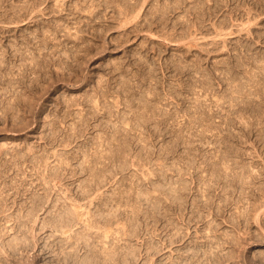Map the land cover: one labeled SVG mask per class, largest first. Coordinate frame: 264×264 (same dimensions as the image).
<instances>
[{
    "label": "rangeland",
    "instance_id": "rangeland-1",
    "mask_svg": "<svg viewBox=\"0 0 264 264\" xmlns=\"http://www.w3.org/2000/svg\"><path fill=\"white\" fill-rule=\"evenodd\" d=\"M3 1L0 239L44 200L37 244L4 263L64 264L84 241L124 264H264V0H187L166 28L150 10L181 0ZM56 207L69 234L42 226Z\"/></svg>",
    "mask_w": 264,
    "mask_h": 264
},
{
    "label": "bare ground",
    "instance_id": "bare-ground-1",
    "mask_svg": "<svg viewBox=\"0 0 264 264\" xmlns=\"http://www.w3.org/2000/svg\"><path fill=\"white\" fill-rule=\"evenodd\" d=\"M188 1H192V0H188ZM125 2H128V3H127V4H126V3L124 4V8H125V9H124V12H129L130 14H132V12H134V11L137 9V8H136V7H137L136 5L138 4V3H137L138 0H135V2H130L129 0H128V1H125ZM186 2H187V0H186V1H185V0H181V1L176 2L175 5H172V6H170V5H166V6H164L165 9H163L164 7L161 5V6L163 7L162 9H161V8H157V7H158V6H157V7H156L157 9H155V10L153 9V11L150 10V16H149V17H150V22H149V24H150L151 26H153V25H155V24H157V26H158V25H159V26H160V25H163V26L166 28L168 23H167V20H166L165 18L169 15L170 12H173V11L179 9V8L184 7L185 4H187ZM206 2H207V1H206ZM3 3H4V1H3V0H0V6H1L0 8H2V4H3ZM203 3H204V1H203ZM34 4H35V3H34ZM192 4H194V5H193V6H194L193 8H195V9H198V8H196L197 5H198V7H200L201 9L203 8V7H202V0H195L194 3H193V1H192ZM200 4H201V5H200ZM215 4H216V6H219V3L216 2ZM161 6H160V7H161ZM216 6H215V7H216ZM3 7H4V6H3ZM213 7H214V6H213ZM135 8H136V9H135ZM190 8H192V6H191ZM216 8H217V7H216ZM218 8H219V7H218ZM195 9H194V10H195ZM205 9H206V8H205ZM209 9H211V8L209 7ZM209 9H208V10H209ZM212 9H213V8H212ZM212 9H211V11H213ZM203 10H204V9H203ZM214 10H215V9H214ZM136 11H137V10H136ZM136 11H135V12H136ZM187 11H188V12H191L189 8L187 9ZM201 11H202V10H201ZM211 11H210V12H211ZM122 12H123V11H122ZM135 12H134V13H135ZM159 12H160V13H159ZM202 12H203V13H202ZM202 12H201V13H202L201 16H206V15H208V14H207L208 11H202ZM210 12H209V13H210ZM186 13H187V12H186ZM212 13H213V12H212ZM121 14H122V13H121ZM124 14H125V13H124ZM126 14H128V13H126ZM130 14H129V16H130ZM210 14H211V13H210ZM132 15H133V14H132ZM17 16H18V15H17ZM126 16H127V15H126ZM136 16H137V15H136ZM209 16H210V15H209ZM132 17H133V16H132ZM139 17H140V16H139ZM129 18H130V17H129ZM129 18H128V20H129ZM134 18H135V16H134ZM164 19H165V20H164ZM125 20H127V18H126ZM129 24H130V23H129ZM176 24H177V23H176ZM176 24H174V25H176ZM125 25H126V24H125ZM122 26H123V25H122ZM127 26H128V25H127ZM127 26H126V27H127ZM130 26H132V25H130ZM135 26H136V25H135ZM160 27H161V26H160ZM134 28H135V27H134ZM136 28H137V27H136ZM128 29H129V28H128ZM162 29H163V28H162ZM19 51H20V50H19ZM39 51H40V50H39ZM41 51H42V50H41ZM21 52H22V51H21ZM32 52H33V51H32ZM43 52H44V51H43ZM53 52H54V51H53ZM53 52H51V53L53 54ZM55 52H56V51H55ZM7 53H8V52H7ZM10 53H11V52H10ZM24 53H25V52H24ZM34 53H35V52H33V54H34ZM47 53H48V52H47ZM67 53H68V52H67ZM3 54H4V51H3V53L1 52V56H0L1 58H2V55H3ZM18 54H19V52H18ZM18 54H17V55H18ZM37 54H40V52L37 53ZM41 54H42V53H41ZM43 54H44V53H43ZM49 54H50V53H48V55H49ZM63 54H65V53H63ZM4 55H6V54H4ZM4 55H3V57H5ZM8 55H10V54H8ZM12 55H13V56L16 55L15 52H14V54H12ZM21 55H25V54H21ZM21 55H19V56H21ZM19 56H17V57H19ZM31 56H32V55H31ZM35 56L38 57V55H36V54H35ZM52 56H53V55H52ZM52 56H51V57H52ZM62 56H63V55H62ZM62 56L59 57V58H63ZM68 56H69V55H68ZM21 57H22V56H21ZM43 57H44V56H43ZM43 57H42V58H43ZM53 57H55V55H54ZM5 58H6V57H5ZM33 58H34V56H33ZM47 58H49V57H47ZM30 59H31V57H30ZM34 59H36V58H34ZM52 59H54V58H52ZM55 59H56V58H55ZM63 59H64V58H63ZM46 60H47V59H46ZM2 61H3V62H0V63H4V60H2ZM33 61H34V60H33ZM36 61H39V60H36ZM47 61H49V60H47ZM54 61H55V60H54ZM30 62H31V61H30ZM39 63H40V62H39ZM39 63H38V64H39ZM47 63H48V62H47ZM47 63H45V65H46ZM4 64H5V63H4ZM6 64H7V63H6ZM30 64H31V63H30ZM30 64H29V65H30ZM38 64H37V65H38ZM23 65H24V64H23ZM29 65H28V66H29ZM34 65H36V64H34ZM34 65H33V66H34ZM37 65H36V66H37ZM1 66H2V65H0V68H2ZM3 66H4V65H3ZM6 66H7V65H6ZM12 66H13V65H12ZM28 66H27V67H28ZM30 66H31V65H30ZM41 66H42V65H41ZM41 66H40V68H41ZM4 67H5V66H4ZM10 67H11V66H10ZM21 67H22V66H21ZM24 67H25V66H24ZM38 67H39V66H38ZM44 67H46V66H43V68H44ZM11 68L13 69V68H15V67H11ZM26 69H28V68H26ZM31 69H32V67L30 68V70H31ZM34 69H35V68H34ZM37 69H38V68H36V70H37ZM0 70H1V69H0ZM6 70H7V67H6ZM21 70H22V69H21ZM23 70H25V68H23ZM28 70H29V69H28ZM30 70H29V71H30ZM38 70H39V69H38ZM2 71H4V70H2ZM2 71H1L0 73H2ZM7 71H8L7 73H9V70H7ZM33 71H35V70H33ZM33 71H32V72H33ZM4 72H5V71H4ZM10 72L13 73V74L15 73V72H12V71H10ZM24 72H25V71H23V73H24ZM17 73H19V72H17ZM23 73H22V74H23ZM30 73H31V72H30ZM13 74H11V75H13ZM2 75H4V74H2ZM2 75H1V76H2ZM7 75H8V74H7ZM11 75H10V76H11ZM14 75H16V73H15ZM18 75H19V74H17V76H18ZM26 75H27V77H28L29 74H27V72H26ZM26 75H25V78H26ZM4 76L6 77V75H4ZM15 77H16V76H15ZM19 77L24 78L23 75H20ZM7 78H8V76H7ZM16 78H17V77H16ZM16 78H15V79H16ZM0 79H1V77H0ZM11 79H12V78H11ZM15 79H14V80H15ZM18 79H19V78H18ZM1 80H2V79H1ZM16 80H17V79H16ZM16 80H15V81H16ZM20 80H21V79H20ZM3 81L5 82L6 80L3 79ZM12 81H13V80H12ZM8 82H9V80H8ZM10 82H11V81H10ZM13 82H14V81H13ZM23 82H24V80H23ZM23 82H22V83H23ZM15 83H16V82H15ZM2 84H3V83H2ZM13 84H14V83H13ZM16 87H18V86H16ZM2 89H3V88H2ZM5 89H6L7 91H9V89H7V88H5ZM13 89H14V88H13ZM31 89H32V87H31ZM16 90H17V89H16ZM5 92H6V91H5ZM9 92H10V91H9ZM9 92H8V94H9ZM3 93H4V92H3ZM6 93H7V92H6ZM0 94H1V93H0ZM2 95H3V94H2ZM2 95H1L0 98H2ZM4 95H5V93H4ZM17 95H18V94H17ZM3 98H5V97H3ZM7 98H8V96H7ZM18 98H19V97H18ZM18 98H17V99H18ZM10 99H11V98H10ZM15 99H16V98H15ZM91 99H92V98H91ZM30 100H31V99H30ZM92 101H93V100H92ZM18 102H19V101H18ZM37 102H38V101H37ZM14 103H15V102H14ZM16 103H17V101H16ZM32 103H33V100H32ZM32 103L30 104V106L32 105ZM34 103H35V102H34ZM14 106H15V105H14ZM31 108H32V107H31ZM5 111H6V110H5ZM32 111H33V110H32ZM94 112H95V111H94ZM93 114H94V113H93ZM89 116H90V115H89ZM92 116H93V115H92ZM92 116H91V117H92ZM82 119H83V118H82ZM84 119H85V118H84ZM84 119H83V120H84ZM83 120H82V121H83ZM84 122H85V121H84ZM85 123H86V122H85ZM77 131H78V130H77ZM81 132H82V131H81ZM81 132H80V133H81ZM77 133H78V132H77ZM80 133H79V134H80ZM71 138H72V137H71ZM61 142H62V141H61ZM70 142H71V141H70ZM53 143H54V141H53ZM74 158H75V157H74ZM111 158H112V157H111ZM46 159H47V158H46ZM31 161H32V160H31ZM33 161H34V160H33ZM18 163H19V162H18ZM92 163H93V162H92ZM87 166H88V165H87ZM87 166H86V167H87ZM93 167H94V166H93ZM93 167H92V168H93ZM88 168H89V167H88ZM65 169H66V168H65ZM75 169H76V168H75ZM80 170H81V169H80ZM88 170H89V169H88ZM112 170H113V169H112ZM114 170H115V169H114ZM50 171H51V170H50ZM55 171H56V169H55ZM83 171H84V170H83ZM91 171H92V169H91ZM100 171H101V170H99V173H100ZM47 172H49V171H47ZM60 172H61V171H60ZM60 172H59V173H60ZM85 172H86V171H85ZM87 172H88V171H87ZM92 172H93V171H92ZM103 172H104V171H103ZM109 172H110V171H109ZM99 173H97V174H99ZM105 173H106V172H105ZM52 174H53V172H52ZM61 174H62V173H61ZM97 174H96V176H98ZM106 174H107V173H106ZM48 175L50 176V174H48ZM101 175H103V174H101ZM99 176H100V174H99ZM54 177H55V174H54ZM109 177H110V176H109ZM111 177H113V176H111ZM45 178H46V177H45ZM58 178H59V177H58ZM97 178H98V177H97ZM100 178H101V177H100ZM92 179H93V178H92ZM104 179H105V178H104ZM46 180H47V179H46ZM88 181H90V180H88ZM93 181H94V179H93ZM96 181H97V180H96ZM96 181H95V182H96ZM98 181H99V180H98ZM22 182H23V180L21 181V183H22ZM101 182H102V181H101ZM49 183H50V182H49ZM98 183H99V182H98ZM18 184H19V183H18ZM23 184H24V183H23ZM43 184H44V183H43ZM82 184H83V183H82ZM93 184H94V183H93ZM99 184H100V183H99ZM104 184H105V183H104ZM12 185H13V184H12ZM20 185H21V184H20ZM88 185H89V184H88ZM88 185H87V186H88ZM90 186H91V185H90ZM90 186H89V187H90ZM98 186H99V185H98ZM101 186H102V185H101ZM10 187H11V186H10ZM13 187H14V186H13ZM42 187H43V186H42ZM91 187H93V186H91ZM99 187H100V186H99ZM17 188H18V187H17ZM86 188H87V187H86ZM95 188H96V187H95ZM97 188H98V187H97ZM27 189H29V188H27ZM17 190H18V189H17ZM91 190H93V188H92ZM35 191H36V190H35ZM83 191H84V190L82 189V192H83ZM37 192H38V191H37ZM14 193H15V192H14ZM40 193H41V192H40ZM45 193H46V192H45ZM49 193H50V192H49ZM91 193H92V192H91ZM116 193H117V192H116ZM34 194H35V193H34ZM36 194H37V193H36ZM38 194H39V193H38ZM83 194H84V192H83ZM114 194H115V193H114ZM118 194H119V193H118ZM16 195H17V194H16ZM40 195H41V194H40ZM42 195H43V194H42ZM50 195H51V193H50ZM204 195H205V194H204ZM0 196H2V195H0ZM7 196H8V195H7ZM44 196H45V194H44ZM46 196H47V195H46ZM83 196H84V195H83ZM99 196H100V195H99ZM181 196H182V195H181ZM206 196H207V195H206ZM59 197L61 198V196H59ZM110 197H111V196H110ZM113 197H114V196H113ZM186 197H187V196H186ZM29 198H30V197H29ZM36 198H37V197H36ZM39 198H40V197H39ZM39 198H37V199L40 200ZM42 198H45V197H42ZM60 198H58V199H60ZM82 198H83V197H82ZM98 198H100V197H98ZM210 198H211V197H210ZM3 199H4V198H3ZM15 199H16V197H15ZM32 199L34 200V198H31V202H32ZM48 199H49V198H47V200H48ZM65 199H66V198H65ZM74 199H75V198H74ZM107 199H109V198H107ZM112 199H113V198H112ZM112 199H111V200H112ZM183 199H185V198H183ZM208 199H209V198H208ZM49 200H50V199H49ZM94 200H96V199H94ZM100 200H101V199H100ZM186 200H187V199H186ZM5 201H6V200H5ZM7 201H8V200H7ZM34 201H35V200H34ZM41 201H42V200H41ZM43 201H44V200H43ZM43 201H42V202H43ZM73 201H75V200H73ZM106 201H107V200H106ZM113 201H114V199H113ZM118 201H119V198H118ZM184 201H185V200H184ZM0 202H1V201H0ZM2 202H3V201H2ZM35 202H36V201H35ZM37 202H38V201H37ZM37 202H36V203H37ZM42 202H41V203L39 202V204H37V205H35V206L32 204V207L34 206V207H33V210H31V209H32L31 207H30V209H29V211H30L31 213H28V214L26 215V214L24 213V212H25V211H24L23 213H24L25 215H22V216H21V213L19 212V213H20V214H19L20 216H15L14 219L16 220V217H17V219L19 220V221L17 220V222L15 221L16 223H18V224L15 223V224H16V227H15V224H14V227L17 228V229H16V233H15V230H13L14 232L11 231V229H10L11 226L9 227V229H10L9 231H11V234L8 233V232L5 233V234H7V233L10 234L11 236L13 235V233H14L15 235H14L13 237H10V236H9L11 239L8 238L9 240H8L7 242H6L7 239L5 240V238H4L5 235H3L2 239H0V264H5V263H4L5 261H6V262L10 261L9 257H12V256H10L11 254L18 253V256H19V255L21 256V253H22L21 250L24 251V250L26 249V247H28L27 244H29V247H28V248H31V247H30V245H31L30 243H31V242H33V244L36 243V241H35V243H34V241H31V240H30L31 242H29L28 240H29L30 238L28 239V238L26 237V235H28V234L30 233V231H31L30 228H31V227L28 228V230H27V227H25V229L27 230L26 232L24 231L23 227H24V226H27V224L29 223L30 220H31L30 222H33V221H35V220L37 219V217H35V214H36L37 212H39V211L43 208V204H42ZM51 202H52V201H51ZM51 202H50V203H51ZM53 202H54V201H53ZM182 202H183V201H182ZM21 203H22V202H21ZM44 203H46V202H44ZM63 203H64V202H63ZM97 203H98V202H97ZM111 203H112V202H111ZM116 203H117V202H116ZM179 203H180V202H179ZM184 203H185V202H184ZM6 204H7V203H6ZM9 204H10V203H9ZM54 204H55V203H54ZM60 204H61V203H60ZM102 204H104V203H102ZM46 205H48V204H46ZM182 205H183V204H182ZM253 205H254V204H253ZM12 206H13V205H12ZM23 206H24V205H23ZM55 206H56V204H55ZM72 206H73V205H72ZM74 206H75V205H74ZM180 206H181V205H180ZM53 207H54V206H53ZM58 207H60V205H59ZM65 207H67V209H68V206L65 205ZM77 207L79 208L78 205H77ZM5 208H6V207H5ZM69 208H70V206H69ZM101 208H102V207H101ZM50 209H51V208H50ZM59 209H60V208H59ZM59 209H57V207H56V209H55V212H56L55 215H56V214H59V213H58V212H59ZM64 209H65V208H64ZM74 209H75V208H74ZM76 209H77V208H76ZM8 210H9V209H8ZM57 210H58V212H57ZM61 210H62V209H61ZM103 210H104V209H103ZM3 211H4V210H3ZM5 211H6V210H5ZM18 211H19V210H18ZM21 211H22V209H21ZM29 211H26V213L29 212ZM53 211H54V210H53ZM72 211H73V210H72ZM72 211H69V213L67 212L68 214H64V216L61 214L63 217H62L61 215H60V216L58 215L59 217L56 215L58 218H60V220H59V219H56V220H55V218H57V217H55V216H51V217H53V218L50 217L51 219L46 218L47 220H45V219H44L45 217H44L43 219L45 220V222H44V221L41 222L42 224H43V222H44V225H42V226H43V227H47V226H48L49 228H53V229H55L56 231H57V230H58V231H59V230H62V232H63L64 234H67V233H68V232H67V231H68L67 229H69L70 226H73V225H71V224L74 222V227H75V225H76L75 223H77V222L74 221L73 218H70V216H69V215L72 213ZM76 211H77V210H76ZM76 211H75V212H76ZM0 212H1V211H0ZM48 212H49V211H48ZM62 212H63V211H62ZM99 212H100V211H99ZM103 212H104V211H103ZM103 212H102V213H103ZM13 213H14V212H13ZM23 213H22V214H23ZM51 213H54V212H51ZM81 213H82V212H80V214H78V216H79V215H82L84 212H83L82 214H81ZM87 213H88V212H87ZM102 213H101V216H103ZM2 214H3V213H2ZM14 214H15V213H14ZM30 214H31L33 217H32ZM48 214H49V213H48ZM72 214H73V213H72ZM94 214H95V213H94ZM98 214H99V213H98ZM103 214H104V213H103ZM6 215H8V214H6ZM10 215H11V214H10ZM37 215H38V214H37ZM50 215H51V214H50ZM53 215H54V214H53ZM66 215H68V218H66ZM74 215H75V213H74ZM74 215H72V216H74ZM99 215H100V214H99ZM105 215H106V214H105ZM105 215H104V216H105ZM26 216H27V218H26ZM29 216H30V218H29ZM72 216H71V217H72ZM78 216H77V219L79 218ZM85 216H86V215H85ZM90 216H91V215H90ZM111 216H112V215H111ZM8 217H9V216H8ZM8 217H7V218H8ZM54 217H55V218H54ZM75 217H76V216H75ZM80 217H82V216H80ZM97 217H98V215H97ZM258 217H259V216H258ZM25 218H26L27 220H26ZM38 218H39V217H38ZM104 218H105V217H103V219H104ZM106 218H107V215H106ZM259 218H260V217H259ZM10 219H11V218H10ZM79 219H81V218H79ZM79 219H78V220H79ZM99 219H100V218H99ZM99 219H97V220H98V223H99ZM103 219H102V220H103ZM109 219H110V218H109ZM3 220H4V219H3ZM8 220H9V218H8ZM28 220H29V221H28ZM81 220H82V219H81ZM104 220H107V219H104ZM110 220H111V219H110ZM257 220H258V219H257ZM0 221H1V220H0ZM9 221H10V220H9ZM9 221H8V222H9ZM12 221H13V220H12ZM76 221H77V220H76ZM4 222H5V221H4ZM6 222H7V219H6ZM6 222H5V223H6ZM8 222H7V223H8ZM10 222H11V221H10ZM86 222H87V221H86ZM107 222H108V220H107ZM109 222H110V221H109ZM11 223H13V222H11ZM34 223H36V222H34ZM83 223H85V222H83ZM95 223H96V222H95ZM103 223H104V222H103ZM32 224H33V223H32ZM79 224H80V223H79ZM89 224H90V223H89ZM92 224H93V222H92ZM96 224H97V223H96ZM9 225H10V224H9ZM12 225H13V224H12ZM28 225H29V224H28ZM37 225H38V224H37ZM86 225H87V224H86ZM94 225H95V224H94ZM94 225H93V226H94ZM106 225H107V224H106ZM173 225H174V222H173ZM3 226H5V225H3ZM3 226H2V227H3ZM30 226H32V225H30ZM39 226H40L41 228H43V227L41 226V224H40ZM78 226H79V225H78ZM82 226H83V225H82ZM89 226H90V225H89ZM89 226H88V227H89ZM101 226H102V225H101ZM103 226H104V225H103ZM14 227H13V228H14ZM33 227H34V226H32V228H33ZM48 227H47V228H48ZM79 227H80V226H79ZM3 228L5 229V227H3ZM3 228H1L2 230L0 229V231H4ZM21 228L23 229L24 232L21 231V230H22ZM71 228H72V227H71ZM90 228H91V226H90ZM93 228H94V227H93ZM95 228H96V227H95ZM97 228H98V227H97ZM6 229H7V228H6ZM63 229H64V230H63ZM74 229H75V228H74ZM79 229H80V228H79ZM91 229H92V228H91ZM70 230H71V229H70ZM70 230H69V231H70ZM28 231H29V233L27 234ZM32 231H34V228L32 229ZM32 231H31V232H32ZM56 231H53V232L51 231V232H52V233H54V232H55V233H58V231H57V232H56ZM72 231H73V229H72ZM72 231H71V232H72ZM76 231H77V230H76ZM104 231H105V230H104ZM135 231H136V230H135ZM12 232H13V233H12ZM35 232H36V230H35ZM35 232H34V234H35ZM59 232H60L59 234L62 233L61 231H59ZM92 232L94 233V231H92ZM137 232H138V231H137ZM1 233H3V232H1ZM1 233H0V235H2ZM55 233H54V234H55ZM63 233H62V235H63ZM69 233H70V232H69ZM69 233H68V234H69ZM76 233H77V232H76ZM86 233L88 234V232H86ZM86 233H85V235H86ZM3 234H4V233H3ZM73 234H74V233H73ZM82 234H83V231H82ZM106 234H107V233H106ZM112 234H113V233H112ZM30 235H32V233H30ZM35 235H37V234H35ZM74 235H75V234H74ZM89 235H90V234H89ZM97 235H98V234H97ZM102 235H104V233H103ZM102 235H101V236H102ZM109 235H110V234H109ZM7 236H8V235H7ZM32 236H33V235H32ZM32 236H31V238H32ZM55 236H56V235H55ZM58 236H59V235H58ZM65 236H66V235H65ZM79 236H80V233H79ZM79 236H75V237H76V238H77V237L79 238ZM87 236H88V235H86V237H87ZM95 236H96V235H95ZM99 236H100V235H99ZM0 237H1V236H0ZM36 237H37V236H36ZM49 237H50V236H49ZM51 237H52V235H51ZM67 237L69 238L70 236H67ZM83 237H84V234H83ZM103 237H104V236H103ZM103 237H102V238H103ZM3 238H4V240H3ZM6 238H7V237H6ZM55 238H56V237H55ZM68 238H66V239H68ZM76 238H75V239H76ZM80 238H82V235H81ZM80 238H79V240H80ZM91 238H92V236H91ZM97 238H99V237H97ZM33 239H34V238H33ZM33 239H32V240H33ZM50 239H51V238H50ZM85 239L88 240L89 238H85ZM99 239H100V238H99ZM1 240H3V241H1ZM77 240H78V239H77ZM81 240H84V239L82 238ZM101 240H102V239H101ZM27 241H28L29 243H27ZM98 241H99V240H98ZM59 242H60V241H59ZM54 243H55V242H54ZM61 243H62V242H61ZM76 243H77V244H76ZM76 243H75V244H76L77 246H73V245H75V244H73V242H72V244H73V245H72L73 250H70V251H69L67 248H69V247L71 246V245H70L71 243H70L69 245H67L68 247H67L66 249L64 248V249H65V250L63 251L64 254L62 253L63 255H58V256H56L55 258H57V259H55V260H58V261H60V263L62 262V263H64V264H124V261H123V260H125V258L121 261V260H120V259H122L121 257H120V259L117 258L119 255H118L117 257H114L116 254H113L114 256L112 255L111 252H113V253L115 252V251H113V250H112L110 253H109V251H108L107 254H106V252H105L106 256H107L108 254H110V257H108V256L106 257V256H104V255L102 254V256L104 257V258H103V257L101 256V251H100L101 248L98 249V250H97V248H96V250L94 249V252H93V247L90 248V247L88 246V245H90L91 243H90V244H86L84 241H81V242H79V241L77 242V241H76ZM100 243H102V242H100ZM36 244H37V243H36ZM36 244H35V245H36ZM45 244H46V243H45ZM49 244H50V243H49ZM51 244H52V242H51ZM58 244H59V243H58ZM63 244H64V243H63ZM65 244H67V243H65ZM35 245H34V247H35ZM53 245H54V244H53ZM56 245H57V244H56ZM60 245H61V244H60ZM97 245H98V244H97ZM31 246H32V245H31ZM37 246H38V245H37ZM50 246H51V245H50ZM58 246H59V245H58ZM109 246H110V245H109ZM109 246H108V247H109ZM154 246H155V245H154ZM44 247H45V246H44ZM46 247H47V246H46ZM51 247H53V246H51ZM55 247H56V246H55ZM59 247H60V246H59ZM64 247H65V245H64ZM72 247H71V248H72ZM114 247H115V246H114ZM128 247H129V246H128ZM128 247H127V248H128ZM157 247H158V246H157ZM159 247H160V246H159ZM192 247H193V246H192ZM28 248H27V250H28ZM32 248H33V247H32ZM35 248H36V247H35ZM57 248H58V247H57ZM94 248H95V245H94ZM102 248H103V247H102ZM106 248H107V247H105V249H106ZM127 248H126V249H127ZM190 248H191V247H190ZM194 248H195V247H194ZM196 248H197V247H196ZM43 249H44V248H43ZM58 249H59V248H58ZM124 249H125V248H124ZM137 249H138V248H137ZM27 250H26V251H27ZM82 250H84V251H82ZM155 250H156V248H155ZM159 250H161V249H159ZM198 250H199V249H198ZM19 251L21 252L20 254H19ZM50 251H51V250H50ZM56 251H57V250H56ZM96 251H97V252L100 251V253L98 252V253L96 254V253H95ZM103 251H104V250H103ZM103 251H102V252H103ZM117 251H118V250H117ZM129 251H130V250H129ZM137 251H138V250H137ZM139 251H140V250H139ZM151 251H152V250H151ZM157 251H158V249H157ZM24 252H25V251H24ZM24 252H23V255H24ZM82 252H83L84 254H83ZM121 252H122V250H121ZM153 252H154V251H153ZM158 252H159V251H158ZM53 253H54V252H53ZM53 253H52V254H53ZM55 253H56V252H55ZM55 253H54V254H55ZM81 253H82L83 255H82ZM103 253H104V252H103ZM115 253H116V252H115ZM118 253H119V251H118ZM126 253H127V252H126ZM156 253H157V252H156ZM194 253H197V252H194ZM127 254H128V253H127ZM129 254H131V252H129ZM129 254H128V255H129ZM132 254H133V253H132ZM132 254H131V255H132ZM135 254H137V253L135 252ZM135 254H134V255H135ZM189 254H190V253H189ZM189 254H188V255H189ZM111 255H112V256H111ZM122 255H123V254H122ZM131 255H130V256H131ZM137 255H139V254H137ZM135 256H136V255H135ZM135 256H134V258H130V257H129V259L126 258L125 263H126V264H133V263H134ZM15 257H16V254H15ZM53 257H54V256H53ZM131 257H133V256H131ZM136 257H137V256H136ZM262 257H263V256H262ZM193 258H194V256H193ZM13 259H14V258H13ZM136 259L138 260V258H136ZM185 259H186V258H185ZM185 259H184V261H185ZM11 260H12V259H11ZM21 260H22V258H21ZM23 260H24V259H23ZM53 260H54V259H53ZM145 260H146V259H145ZM149 260H150V259H149ZM195 260H196V259H195ZM25 261H26V260H25ZM50 261H52V260L50 259ZM50 261H49V262H50ZM182 261H183V260H182ZM187 261H189V259H188ZM190 261H192V260H190ZM210 261H211V260H210ZM213 261H214V260H213ZM213 261H212V262H213ZM218 261H219V260H218ZM10 262H11V261H10ZM136 262H137V261H136ZM145 262H146V261H145ZM177 262H178V263H181V264H184L186 261H185V262H181V259H180V260H178ZM177 262H176V263H177ZM214 262H215V261H214ZM24 263H25V262H24ZM51 263H52V262H51ZM56 263H57V262H56ZM146 263H147V262H146ZM176 263L174 262V264H176ZM195 263H196V261H195ZM204 263H205V262H204ZM6 264H7V263H6ZM54 264H55V263H54ZM149 264H152V261H150ZM168 264H169V263H168ZM187 264H188V262H187ZM189 264H191V262H190ZM202 264H203V263H202Z\"/></svg>",
    "mask_w": 264,
    "mask_h": 264
}]
</instances>
